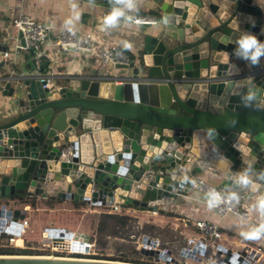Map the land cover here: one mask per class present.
Instances as JSON below:
<instances>
[{"label":"water","instance_id":"water-1","mask_svg":"<svg viewBox=\"0 0 264 264\" xmlns=\"http://www.w3.org/2000/svg\"><path fill=\"white\" fill-rule=\"evenodd\" d=\"M150 2L158 22L139 25L130 64L96 61L99 74L53 83L24 67L7 70L4 54L16 38L0 25V225L28 217L27 209L12 210L6 201L42 197L158 213L188 196L204 173L218 175L223 187L243 188L254 202L264 198V57L253 64L236 51L245 32L264 42V2ZM28 56L36 66L37 58ZM242 170L246 184L237 179ZM72 235L48 226L42 243ZM219 250L227 253L226 264H264L249 245L234 256ZM139 251L178 263L150 235ZM0 264L141 263L3 254Z\"/></svg>","mask_w":264,"mask_h":264},{"label":"crops","instance_id":"crops-1","mask_svg":"<svg viewBox=\"0 0 264 264\" xmlns=\"http://www.w3.org/2000/svg\"><path fill=\"white\" fill-rule=\"evenodd\" d=\"M257 3L264 0H256ZM101 3V4H99ZM136 13H152L153 4L150 0H136ZM112 6V5H109ZM106 4L101 0H0V25H6L12 29L13 37L16 40L10 45L9 67L7 70H13L16 67H24L30 73L36 76L50 75V83L55 81H64V79L77 75H90L92 72L99 74L102 66L98 64L97 58L92 55L84 54L79 51L61 50L54 44H49L44 56L37 59L36 66L33 65L29 58L30 52L23 48L19 39V31L13 27V19L20 15H29L43 22L53 23L56 27L75 28L82 31H90L103 41L105 46L114 47L134 56L140 46V31L141 27L134 23L121 22L118 27L102 30L103 28V13L106 9ZM155 14V13H154ZM97 22L101 30L96 28L94 22ZM121 83L120 81L117 84ZM202 178L216 186H221L222 179L218 175L204 173L197 179ZM196 179V180H197ZM195 180V181H196ZM46 197L36 198L37 201H43ZM206 196L193 188L188 196L181 197L174 205L167 206L158 213L138 212L134 206H124L125 214L139 219L140 225L145 223L155 224L161 228L168 226L171 231L181 234L185 244L189 237L196 235L194 222L196 220H209L218 222L224 234L223 243L233 249H240L245 245L253 247L263 243L262 238L247 239L242 233L248 232L254 227L247 220L234 215L227 214L220 217L215 211L210 210L206 204ZM27 200V199H25ZM30 200V199H29ZM11 206H20L22 203L16 200L6 201ZM68 207L72 211L81 212L84 217L83 222L63 223L60 219L56 220V227L68 228L73 231H81L92 236L96 235L97 225L100 214L103 213L105 207H91V210L84 205L77 208L74 202L61 201L53 207L42 202V206L48 208L56 206ZM245 205L252 210L257 208L258 203L247 198ZM166 213V214H165ZM173 214L168 216L167 214ZM43 220V221H42ZM39 224H35L33 229V238L42 242V234L46 227L45 219H42ZM182 247V246H181ZM180 247V248H181ZM174 250L172 249V252ZM185 259L187 264H198L189 258Z\"/></svg>","mask_w":264,"mask_h":264},{"label":"built area","instance_id":"built-area-1","mask_svg":"<svg viewBox=\"0 0 264 264\" xmlns=\"http://www.w3.org/2000/svg\"><path fill=\"white\" fill-rule=\"evenodd\" d=\"M111 10V6H107L103 16L105 17ZM133 17L132 23L136 25L156 24L158 17L153 13H129ZM13 27L16 28L25 41V49L33 54L37 59L44 56L45 49L49 44L56 45L61 50H66L68 47H74L79 52H88L101 64H114L128 65L132 61V57L127 52L119 50L114 47L105 46L103 41L99 39L95 33L90 31H82L75 28L56 27L53 23L43 22L39 19L29 15H20L13 19ZM9 52H5L4 57L8 58ZM50 75L40 76L41 81L50 82ZM48 84L43 85L47 87ZM195 190L202 192L206 196V204L210 210L215 211L220 217L227 214L237 215L253 226H258L264 223V217L261 216L258 208L252 210L245 205L248 197L247 192L238 186H216L205 179L199 178L195 181ZM7 208L12 210L27 209L28 217L19 219L16 223L12 224V219L7 220L5 225H0V242H5L11 246H17L19 239H25V235L32 222V215L34 207L31 203L21 204L20 206H11L7 204ZM91 210L90 208L86 209ZM103 213L109 214H125V208L122 205L115 204L113 206L105 207ZM196 228V235L188 238L187 242L180 248L179 255L176 256L172 252V257L178 260V263L155 261L153 264H182L180 258H189L198 264H215L211 260L219 262V264H226V252L220 251L219 246L224 249L231 250L234 256L240 249H233L223 243L224 234L218 222L209 220H196L194 222ZM72 237L69 239H52L49 246L42 244L38 256L53 257V258H67V259H85L97 260L100 256L99 247L96 243V235L92 236L89 241L81 240L76 237V231L71 230ZM140 236L136 240L137 249L142 247V238ZM154 238L153 236H151ZM263 243L259 246L251 247L262 254L261 258L256 260L257 263L264 258V236L261 237ZM156 241V248L164 253L170 249L163 247L159 238H154ZM172 251V250H171ZM251 253L252 251H248ZM220 254L221 261L216 257ZM147 257V256H145ZM151 258V257H147ZM255 258V255H254ZM100 260V259H99Z\"/></svg>","mask_w":264,"mask_h":264},{"label":"trees","instance_id":"trees-1","mask_svg":"<svg viewBox=\"0 0 264 264\" xmlns=\"http://www.w3.org/2000/svg\"><path fill=\"white\" fill-rule=\"evenodd\" d=\"M101 2L106 5H111V0H101ZM153 14L155 12H152ZM133 58V57H132ZM47 204L53 207L55 204L59 203L55 197H50L47 199ZM20 203H31L33 206L37 204L36 199H22ZM82 204L76 203V207L79 208ZM166 214V213H165ZM168 216H173L169 213ZM139 220L136 217L126 215V214H100L97 230H96V243L99 248H107L109 244L113 241L117 243L116 250L121 253L117 259L118 261L125 262H135L141 263L138 260H130L131 255H140V251L132 243L138 237L142 235H150L154 238H161V232H164L167 228H161L155 224L145 223L143 225L138 224ZM171 232V230H169ZM161 240V239H160ZM163 247L170 248V243L168 240L162 238L161 240ZM3 254H18V255H31L34 254L33 250L14 248V247H0V255ZM152 259V258H150Z\"/></svg>","mask_w":264,"mask_h":264},{"label":"rangeland","instance_id":"rangeland-1","mask_svg":"<svg viewBox=\"0 0 264 264\" xmlns=\"http://www.w3.org/2000/svg\"><path fill=\"white\" fill-rule=\"evenodd\" d=\"M46 202L47 199L43 200V201H37V204L34 207V213L32 215V222L30 224V227L27 231V234L25 235V245L24 247H16V245H12L14 246V248H23V249H29V250H33L34 254L31 255H39L40 253V249L42 248V242H39V240H35L33 238V229L35 228V224H39V221L42 222V219H45V225H50V226H55L56 224V220L58 222V219L61 220V222L63 221V223H76V224H80L83 222L84 217L81 215L82 213L79 211H72L70 210L68 207H64V206H56L54 208H52V210H50L51 208H48L46 206H42V202ZM91 208V207H89ZM83 218V219H82ZM138 219V218H137ZM42 220V221H41ZM139 220V219H138ZM140 224V223H138ZM167 229L164 232H161V237L160 239L162 240V238L166 239L169 241L170 243V248H172L173 254L178 256L179 255V251H180V247L183 246L184 244V238L181 234H177L176 232H169L168 226H165ZM137 240V239H136ZM133 241L132 243L134 244V246H136L137 248V244L136 242ZM116 245L117 243L115 241L111 242L109 244V246L107 248H99V253L100 256L98 257L97 260H112V259H117L119 256H121V253L117 252L116 250ZM11 245L7 244L6 241L5 242H0V247H9ZM129 258H131L130 260H138L139 262H141V264H153V260L150 258H147L143 255H135V256H130ZM185 258V257H184ZM184 261H181L182 264H187V261L185 259H183Z\"/></svg>","mask_w":264,"mask_h":264},{"label":"clouds","instance_id":"clouds-1","mask_svg":"<svg viewBox=\"0 0 264 264\" xmlns=\"http://www.w3.org/2000/svg\"><path fill=\"white\" fill-rule=\"evenodd\" d=\"M111 10L103 19V30L115 28L123 21L132 23L133 17L129 13L137 11L136 0H111ZM167 23V20H165ZM237 54L240 58L250 61L253 64H258L260 59L264 57V42L251 33L245 32L237 41ZM247 104V97L243 98ZM237 179L241 184L248 182L247 174L244 170L237 174ZM257 208L262 217H264V198H262ZM247 239H259L264 236V223L252 227L248 232L242 233Z\"/></svg>","mask_w":264,"mask_h":264}]
</instances>
